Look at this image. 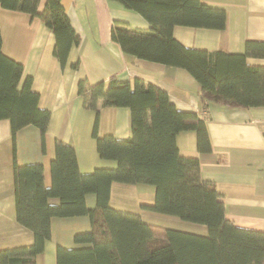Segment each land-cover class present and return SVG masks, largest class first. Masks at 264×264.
<instances>
[{
	"label": "trees",
	"instance_id": "trees-1",
	"mask_svg": "<svg viewBox=\"0 0 264 264\" xmlns=\"http://www.w3.org/2000/svg\"><path fill=\"white\" fill-rule=\"evenodd\" d=\"M118 1L151 23L149 29H140L114 22L112 38L126 54L186 69L199 82L203 101L232 107L264 105V65L247 61L248 56L264 57V41L248 39L244 52L230 53L188 47L174 35L176 25L224 28V8L201 0ZM39 2L0 0L6 9L42 18L54 31V55L64 66L79 36L62 0H47L42 12ZM23 74L22 63L3 51L0 28V119H9L11 125L15 218L34 234L32 244L0 249V264H43L52 218L82 215L89 216L91 228L74 235L77 246L57 245L56 264H264V231L228 220L222 194L214 182L203 179L198 158L182 155L178 148V133L194 130L198 148L211 149L205 115L179 110L165 89L140 77L132 82L112 77L95 84L80 79L78 93L86 107L130 109L131 135L118 139L111 133L100 135L95 128L99 155L115 160L117 166L91 173L80 171L73 144L56 138L48 187L41 162L20 163L16 158L18 131L36 126L44 145L50 116L39 104L32 76L22 81ZM114 182L153 185L154 201L141 208L205 224L207 235L151 224L140 213L113 207ZM88 193L96 195L93 208L86 203Z\"/></svg>",
	"mask_w": 264,
	"mask_h": 264
},
{
	"label": "crops",
	"instance_id": "crops-1",
	"mask_svg": "<svg viewBox=\"0 0 264 264\" xmlns=\"http://www.w3.org/2000/svg\"><path fill=\"white\" fill-rule=\"evenodd\" d=\"M46 1L40 0L39 12L43 11ZM201 1L224 8L226 25L222 29L176 25L174 35L184 45L239 53L244 52L248 39L264 41V0ZM62 4L79 36L64 66L54 55V31L40 16L6 9L0 4L3 51L22 63V81L32 76V88L40 94V106L50 111L44 145L36 126L27 125L18 131L17 161L41 162L44 181L49 187L55 140L60 138L75 147L82 173H91L96 168H115V160L99 155L93 132L97 128L100 135L129 137L130 109L102 104L99 111L86 107L78 93V82L87 79L95 84L112 77L132 82L140 77L165 89L179 110L206 116L211 149L201 151L196 131L183 130L177 135L180 153L198 158L203 179L214 182L222 194L228 220L238 227L264 231V105L232 107L203 101L199 82L186 69L126 54L112 38L114 22L122 21L140 29H149L151 23L120 1L62 0ZM247 61L264 65V57L248 56ZM75 62L78 63L76 68L72 67ZM11 136L10 120L0 119V249L34 241L32 230L15 218ZM127 191L132 192L131 196L125 197ZM154 195L155 187L150 184L114 182L110 203L117 209L140 213L151 224L207 235L205 224L141 208L142 203H152ZM128 199L131 203L126 202ZM51 202L58 203V198H52ZM86 203L90 208L95 207L96 195L88 193ZM90 228L87 215L52 218V235L45 245L43 264H56L57 245L77 246L74 235Z\"/></svg>",
	"mask_w": 264,
	"mask_h": 264
},
{
	"label": "rangeland",
	"instance_id": "rangeland-1",
	"mask_svg": "<svg viewBox=\"0 0 264 264\" xmlns=\"http://www.w3.org/2000/svg\"><path fill=\"white\" fill-rule=\"evenodd\" d=\"M131 190H133L134 191V189L133 188H130ZM135 192V191H134ZM131 194H132V192L131 191H127L126 193H125V197H129V196H131ZM118 198V197H117ZM121 201V200H120ZM126 202H129V203H131V200L130 199H128ZM115 205H121L120 203H117V202H115ZM121 206H123V205H121ZM116 207H118V206H116ZM124 207H126V209H128V207L129 206H124ZM83 231H85V230H83Z\"/></svg>",
	"mask_w": 264,
	"mask_h": 264
}]
</instances>
